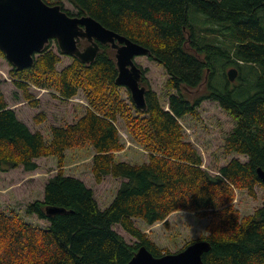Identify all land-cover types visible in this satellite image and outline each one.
<instances>
[{
	"label": "trees",
	"instance_id": "obj_1",
	"mask_svg": "<svg viewBox=\"0 0 264 264\" xmlns=\"http://www.w3.org/2000/svg\"><path fill=\"white\" fill-rule=\"evenodd\" d=\"M68 1L79 17H91L148 49V58L169 76L166 88L176 94L168 109L150 88L146 111L132 98L129 105L119 95L123 87L116 83L119 72L110 46L101 49L95 62L73 58L59 72L63 54L52 50L50 42L34 66L14 68L15 86L33 108L39 102L31 86L54 90V97L65 101L83 91L90 106L73 125L53 127L48 144L9 108L0 84V172L20 167L33 172L39 168L36 161L47 157H56L60 169L46 185L44 200L26 210L47 222V228L0 213V264H129L142 247L163 257L171 253L161 250L135 221L153 226L177 212L212 219L209 236L202 240L212 245L204 264H264V209L242 218L233 206L236 190L255 197V189L264 187L257 173L264 170V0ZM0 56L5 57L1 50ZM229 68L237 70L235 82L228 79ZM194 91L203 93L196 96ZM205 101L218 103L235 122L225 152L247 158L232 160L216 175L204 169L181 125L186 117L198 118ZM119 117L149 153L148 162L117 160L125 147ZM36 118L37 125L47 121L44 115ZM85 145L95 151L92 174L98 185L107 177L121 180L106 209L84 181L62 172L66 152ZM48 208L65 213L50 216ZM115 226L137 242L128 244Z\"/></svg>",
	"mask_w": 264,
	"mask_h": 264
},
{
	"label": "rangeland",
	"instance_id": "obj_2",
	"mask_svg": "<svg viewBox=\"0 0 264 264\" xmlns=\"http://www.w3.org/2000/svg\"><path fill=\"white\" fill-rule=\"evenodd\" d=\"M44 2L51 6H63L66 10L76 13L68 0H44ZM69 16L74 17V15ZM51 47L55 52L59 51L55 41H52ZM61 57L62 63L58 65L59 72L71 65L74 60L73 57L65 55ZM135 63L145 71L144 78H146L147 83L142 86L148 90L149 88L152 89L158 95L163 108L168 109L169 99L176 94V91H169L166 88L169 76L165 69L151 61L147 56L136 58ZM13 70L12 64L5 57L0 56V84L5 100L9 108L14 110L18 118L28 125L33 132L43 134L48 144L52 140L51 129L53 127L73 125L86 114L90 103L83 91H80L74 99L65 101L55 98L54 90L31 86L30 92L34 100L39 102L38 107L33 108L15 86L12 77L14 76ZM230 70L231 68L227 69L226 74ZM251 89L252 87H248L246 90ZM202 93L203 91H194L196 96ZM119 95L131 105L132 95L127 88L120 89ZM199 112L198 118L186 117L181 120V125L186 141L192 143L202 156L204 169L212 175H216L220 168L234 159L247 162L246 157L237 154L228 155L225 152V141L233 132L235 122L221 109L219 104L213 101H205ZM39 115H44L47 119L42 125L35 123L36 117ZM117 125L122 143L125 145L124 150L118 153L117 160L138 165L148 162L149 153L144 146L130 136L125 121L119 117ZM94 156L95 151L92 146L85 145L70 149L66 152L62 172L67 176L84 181L89 188L93 189L101 209H106L113 202L120 188L121 180L107 177L102 184L98 185L92 174ZM36 162L39 168L33 172H28L23 167L8 172H0V213L19 217L35 227L45 229L49 224L39 220L36 216H28L26 210L31 203L44 200L46 185L50 179L58 174L60 169L56 157L40 158ZM255 193L256 196L251 197L246 191H235L233 206L238 209L242 218H247L264 209V187L258 186ZM211 222L210 217H200L191 212L174 213L165 223L161 222L153 226L139 220L135 221L136 226L146 233L161 250L171 254L178 253L188 245L208 237ZM114 229L128 244L133 245L137 242L120 226H115Z\"/></svg>",
	"mask_w": 264,
	"mask_h": 264
},
{
	"label": "water",
	"instance_id": "obj_3",
	"mask_svg": "<svg viewBox=\"0 0 264 264\" xmlns=\"http://www.w3.org/2000/svg\"><path fill=\"white\" fill-rule=\"evenodd\" d=\"M52 41L57 43L61 54L85 64L95 62L100 45L111 46L116 52L117 85L130 91L139 110H147V89L141 87L143 71L135 59L150 56L148 49L106 29L91 17H71L60 5L51 6L44 0H0V50L15 69L34 66L36 58ZM82 42H88L89 46L80 49ZM227 76L234 82L237 70L231 69ZM257 173L264 183V170L259 168ZM47 212L50 216L65 213L59 208H48ZM211 249L209 242L198 241L178 253L158 258L142 247L129 264H204L203 257Z\"/></svg>",
	"mask_w": 264,
	"mask_h": 264
},
{
	"label": "flooded vegetation",
	"instance_id": "obj_4",
	"mask_svg": "<svg viewBox=\"0 0 264 264\" xmlns=\"http://www.w3.org/2000/svg\"><path fill=\"white\" fill-rule=\"evenodd\" d=\"M72 5V4H71ZM73 6V5H72ZM73 8H74V6H73ZM62 9H64V10H66L63 6H62ZM75 9V8H74ZM67 11H69V10H67ZM75 11L77 12V10L75 9ZM78 13V12H77ZM77 13H71V15H74V17H79L78 16V14ZM69 15V14H68ZM80 18V17H79ZM89 46V43L88 42H82L80 45H79V47H80V49H85L86 47H88ZM104 47H107V46H103V45H100V48L101 49H103ZM111 47V46H110ZM112 49V48H111ZM147 57H149V56H147ZM138 67L143 71V85H145V74H144V69L141 67V66H139L138 65Z\"/></svg>",
	"mask_w": 264,
	"mask_h": 264
}]
</instances>
